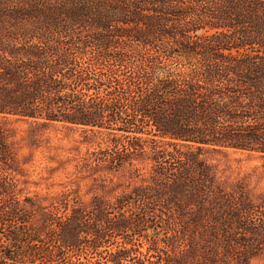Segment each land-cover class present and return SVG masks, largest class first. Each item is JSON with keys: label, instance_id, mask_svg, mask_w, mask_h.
Listing matches in <instances>:
<instances>
[{"label": "trees", "instance_id": "obj_1", "mask_svg": "<svg viewBox=\"0 0 264 264\" xmlns=\"http://www.w3.org/2000/svg\"><path fill=\"white\" fill-rule=\"evenodd\" d=\"M54 124L101 142L48 147L73 171L30 195ZM225 150L264 159V0H0V264L264 261V192Z\"/></svg>", "mask_w": 264, "mask_h": 264}, {"label": "rangeland", "instance_id": "obj_2", "mask_svg": "<svg viewBox=\"0 0 264 264\" xmlns=\"http://www.w3.org/2000/svg\"><path fill=\"white\" fill-rule=\"evenodd\" d=\"M14 129L17 130L16 139L21 141L23 152L29 150L26 145L24 137L28 134L26 131L28 125L25 123H14ZM43 143L40 149L34 152V162L32 165L27 166L25 171L28 173L27 178L31 181L24 188L25 193L30 195H45L47 192H57L62 188L61 183L66 179V176L70 175L73 171V165L69 164L66 170L60 169L49 175L46 165L48 159L45 158L44 154H59L65 155H83L88 150L96 148L101 140L93 139L84 141L83 134L79 129L74 127L63 126L61 124H54L47 127L42 133ZM57 150V151H56ZM209 160L217 165L218 172L223 178H229L236 180L239 178H247L251 188L255 191L264 192V159L257 155H249L242 152H235L233 150H225L221 153L208 154ZM52 165H55L53 162ZM49 176V177H48ZM34 182L39 183L35 185ZM24 186V185H22ZM79 193L83 199H87L90 195L86 194V183L80 182ZM257 264H264V261H259Z\"/></svg>", "mask_w": 264, "mask_h": 264}]
</instances>
